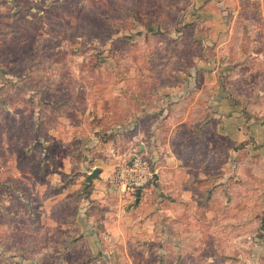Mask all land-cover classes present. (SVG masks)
Segmentation results:
<instances>
[{"label":"rangeland","instance_id":"1","mask_svg":"<svg viewBox=\"0 0 264 264\" xmlns=\"http://www.w3.org/2000/svg\"><path fill=\"white\" fill-rule=\"evenodd\" d=\"M192 2L0 0V264H33V258L42 264H209L206 258L215 254L223 255L227 264L236 260L238 250L218 242L209 253L187 248L184 260H165L155 248L129 247L125 251L121 247L117 248L118 262L106 256L103 263L102 255L92 257L81 241L76 248L70 247L75 242L71 231L61 233L56 228L49 234L51 245L43 248L46 236L39 227L41 217L21 214L27 208V184L13 181L12 176L16 167L24 174H34L38 164H43L42 157L28 154L32 140L44 133L39 119L54 126L57 114L71 115L86 98L96 97L101 83L150 85L159 76L164 81L179 80L181 77L170 78L166 73L185 71L197 58L204 60L200 67H206L207 75L202 76L219 81L241 108L246 124L264 127V0L207 1L224 18L216 30L199 22L187 24L184 17ZM193 74L196 78L197 72ZM115 105L123 107L118 100ZM195 137L193 145L206 156L210 154L206 170L212 187L219 171L225 179L218 192L224 195L221 205L226 210L209 221L215 222L208 223L212 233L215 224L224 223L222 234L231 240L252 238L260 244L264 235V153L247 150L252 141L236 148L212 127L204 134L198 131ZM30 202L39 212L41 202ZM64 211L71 219L74 208ZM61 213L58 210L50 218L61 220ZM200 234V240L208 239L203 230ZM59 248H63L61 255ZM168 250L171 255L172 249ZM62 257L65 262H60ZM213 261L211 264H222ZM258 264H264V254Z\"/></svg>","mask_w":264,"mask_h":264},{"label":"crops","instance_id":"2","mask_svg":"<svg viewBox=\"0 0 264 264\" xmlns=\"http://www.w3.org/2000/svg\"><path fill=\"white\" fill-rule=\"evenodd\" d=\"M202 1L205 0H193L189 7L192 10L184 18L187 24L199 22L216 30L224 21L223 15H216L213 2ZM197 59L185 71L174 69L166 73L170 78L181 77L179 80L164 81L157 75L158 79L150 85L101 83L96 87L97 96L82 101L80 108H74L75 113L68 115L63 111L54 115V126L37 121L45 128L44 133L32 140L28 154L43 158V164H38L44 167L43 174L40 167L34 174H24L16 167L12 176L13 181L27 184V208L21 214L41 217L39 227L46 236L43 248L51 245L49 234L56 228L61 233L71 231L75 242L70 247L76 248L81 241L89 255H102L103 263L106 256L118 262L117 248L121 247L125 251L129 247L155 248L165 260H184L187 248L209 253L221 242L238 250L231 264H258L264 254V235L260 244L252 238L234 241L222 234L224 223L215 224L212 233L209 221L220 218L226 210L221 205L224 195L218 192L225 186V179L219 171L212 187L211 174L206 170L210 154L206 156L197 144L193 145V137L212 127L217 136L231 141L236 148L252 141L247 150L264 153V127L246 124L241 108L221 89L219 81L202 76L206 70L200 67L204 60ZM121 87L124 89L119 90ZM117 100L123 107H116ZM56 146L58 150L54 152ZM132 154L148 159L153 180L140 194L124 197L113 191L108 178L118 162ZM223 165H227L226 160ZM219 167L222 169L221 161ZM94 169L99 170V178L88 183ZM214 188L217 190L211 193ZM35 199L41 202L39 212L30 202ZM71 206L74 213L69 219L64 210ZM58 210H62V219L50 218ZM202 230L209 235L208 239H199ZM206 259L209 264L214 259L227 264L223 255ZM31 262L42 264L38 258ZM60 262H65L63 257Z\"/></svg>","mask_w":264,"mask_h":264},{"label":"built area","instance_id":"3","mask_svg":"<svg viewBox=\"0 0 264 264\" xmlns=\"http://www.w3.org/2000/svg\"><path fill=\"white\" fill-rule=\"evenodd\" d=\"M153 180L148 159L135 154L118 162L108 182L120 196L133 197Z\"/></svg>","mask_w":264,"mask_h":264},{"label":"water","instance_id":"4","mask_svg":"<svg viewBox=\"0 0 264 264\" xmlns=\"http://www.w3.org/2000/svg\"><path fill=\"white\" fill-rule=\"evenodd\" d=\"M99 178V170L98 169H94L90 175L87 178V182L91 183L93 179H97ZM142 190H139L138 193L140 194Z\"/></svg>","mask_w":264,"mask_h":264}]
</instances>
